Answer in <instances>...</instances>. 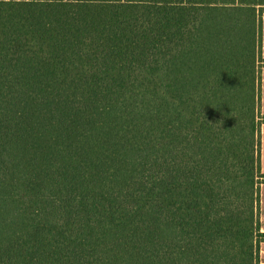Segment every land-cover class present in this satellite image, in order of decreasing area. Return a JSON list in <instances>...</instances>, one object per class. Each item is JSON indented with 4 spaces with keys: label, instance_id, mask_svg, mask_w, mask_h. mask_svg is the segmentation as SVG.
Here are the masks:
<instances>
[{
    "label": "trees",
    "instance_id": "1",
    "mask_svg": "<svg viewBox=\"0 0 264 264\" xmlns=\"http://www.w3.org/2000/svg\"><path fill=\"white\" fill-rule=\"evenodd\" d=\"M263 14L0 0V264H261Z\"/></svg>",
    "mask_w": 264,
    "mask_h": 264
},
{
    "label": "crops",
    "instance_id": "2",
    "mask_svg": "<svg viewBox=\"0 0 264 264\" xmlns=\"http://www.w3.org/2000/svg\"><path fill=\"white\" fill-rule=\"evenodd\" d=\"M262 17H263V27H264V14ZM260 62L262 64V73H261L262 99L260 106V114L262 118H264V35H263L262 58ZM262 131H263V139H262L261 172L264 175V124L262 126ZM260 224H261V230L264 232V184L261 185ZM261 264H264V244L261 249Z\"/></svg>",
    "mask_w": 264,
    "mask_h": 264
},
{
    "label": "rangeland",
    "instance_id": "3",
    "mask_svg": "<svg viewBox=\"0 0 264 264\" xmlns=\"http://www.w3.org/2000/svg\"><path fill=\"white\" fill-rule=\"evenodd\" d=\"M263 29H264V27H263V17H262V47H263V35H264ZM257 31H258V27H257ZM261 53H262V51H261ZM261 53H260V54H261ZM260 54H259L258 56H261ZM260 60H261V59H260ZM257 67H258L257 70H258V72H259V74H260V72H261V67H262V64H261L260 61L258 62V66H257ZM257 116H258V117H257V121H259V122L264 121L263 118H262V116H261V114H260V112H258V115H257ZM262 139H263V131H262ZM260 181H262V180H260ZM263 244H264V243L261 244V249H262Z\"/></svg>",
    "mask_w": 264,
    "mask_h": 264
}]
</instances>
